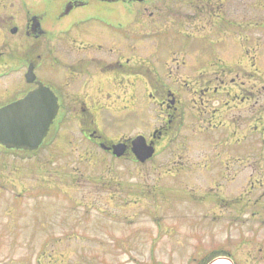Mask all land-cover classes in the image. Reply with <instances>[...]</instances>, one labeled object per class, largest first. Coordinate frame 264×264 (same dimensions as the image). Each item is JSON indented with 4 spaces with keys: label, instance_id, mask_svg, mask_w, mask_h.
<instances>
[{
    "label": "rangeland",
    "instance_id": "1",
    "mask_svg": "<svg viewBox=\"0 0 264 264\" xmlns=\"http://www.w3.org/2000/svg\"><path fill=\"white\" fill-rule=\"evenodd\" d=\"M22 1L0 0L8 5H0V13L11 16H3L7 21L0 29V44L4 41L9 49L16 50L23 41L20 35L13 37L7 30L10 22L19 27L23 23ZM43 1L24 0L29 6H38ZM55 6L53 2L52 7ZM98 12L92 7L61 24L60 33L68 29L77 33L74 25L81 21V35L74 32L73 38L77 39L78 45L84 43L88 48H95H89L93 51L87 52L88 57H85V50L78 49L77 52V47L73 46L74 51H71L68 42L66 46L62 44L58 51L61 58H56L69 65L52 63V83L65 81L70 92L88 93L87 103L107 139L117 142L138 135L149 138L162 123L163 116L161 118V114L155 112L157 108L147 98L149 80L153 83L162 81L164 86L179 90L185 87L186 91H181L183 99L200 102L203 94L196 84L197 74L177 73L175 68L164 70L160 66L165 60L173 66L182 63L181 55L165 51L170 46H165V52L155 54L152 50L157 47V42L148 40L143 43L147 49L136 61L147 58L148 63L157 64L158 69L144 72L139 67L134 68L135 53L128 51L136 43L133 33L129 35L131 27H128L133 16L115 9L114 15L105 14L109 17V21L105 18L107 24L99 23L102 14ZM115 16L120 23L119 30L111 20ZM174 35L175 32H170V38ZM60 36L64 38L65 34ZM81 59L89 60L84 63ZM119 61L121 64L128 61L132 72L126 65L118 69L108 65ZM102 63L111 66L109 71L115 70L116 74L102 72ZM75 64H82L78 71L69 68ZM87 64L91 66L88 77L81 76L82 68ZM244 76L243 80L249 82L248 96L251 97V92L260 90L254 84L258 78L253 74L245 79ZM237 82L238 86L233 84L230 104L228 145L231 156L230 169L226 171L221 164H217L216 169L206 167L203 153L194 148L197 142H192L186 153L180 152L184 150L182 144L175 147V154L180 152L183 158H170L173 146H169L161 149L153 163L147 165L115 161L109 157L107 160L83 138L74 115L53 127L52 150L46 145L36 153L35 159H20L21 162L11 156L5 160L0 156V165L6 164L8 171L0 175V264H144L152 241L160 244L198 241L219 251L222 247H235L236 242L252 240L264 248V111L261 114L260 105L251 99L245 104L240 103L242 98V102L245 101V95L240 93V80ZM194 110L196 112L195 107ZM195 112L188 114L181 138L191 133V123L195 121L202 138L196 136L194 140L207 137L209 142L215 128L206 121L201 122V116L195 119ZM86 149H89L90 157L85 154ZM199 156L200 165L194 163ZM180 159L187 168L184 172L173 163ZM15 167L20 168L19 173L10 174ZM222 172L233 178L232 185H215L210 181L212 175L222 176ZM14 175H17V181L13 179ZM23 186H29V189L22 192ZM32 186L36 188L33 191ZM210 188L214 189L213 195L228 197L231 201L222 203L224 206L218 209L213 201L198 204ZM189 196L197 198L196 207L192 202L177 200L189 199ZM155 250L158 256V250ZM159 255L162 256L160 252Z\"/></svg>",
    "mask_w": 264,
    "mask_h": 264
},
{
    "label": "flooded vegetation",
    "instance_id": "2",
    "mask_svg": "<svg viewBox=\"0 0 264 264\" xmlns=\"http://www.w3.org/2000/svg\"><path fill=\"white\" fill-rule=\"evenodd\" d=\"M22 2L23 6L21 7L26 10V12L24 10L23 23L20 27L15 22L7 24V30L10 33L14 28L17 29V34L23 40L22 43L16 50L9 49L4 41L0 44V109L22 101L29 93L39 89L37 82H40L58 99L59 111L55 126L60 121L68 119L70 115H74L83 138L91 142L93 148L96 147L98 154H103L107 160L114 159L112 152L107 149L124 140L112 142L105 138L97 127L95 116L87 103L90 98L88 93L84 94L83 92L81 95H77L70 92L65 81L61 84L52 83V63L68 67L69 64L65 60L61 62L56 58V56L61 58L60 52H58L61 50L59 47L62 44L66 46L67 42L71 51H74L73 46L77 47V52H79L78 49L85 50V57H88L87 52L91 54L93 51H89V48L93 46L88 48L84 43L78 45L77 39L73 38V33L76 31L68 29L66 32L60 33L59 29L63 21L66 22L75 14L93 7L97 12L100 11L98 14H102L101 18H98L99 23L109 24L105 20L106 18L109 21V17H105V14L114 15L115 9L122 10L129 16H133L131 26H128L131 27L129 35L133 33L136 41L128 48L129 52L135 53V66L133 67H139L144 72L158 69V65L148 63L150 60L147 58L136 61L138 56H142V51L147 49L143 44L145 41L154 40L157 42V47L151 49L155 54L164 51L165 46H170L165 51L181 55L182 63L173 66L168 64V60H165L166 62L164 61L160 65L161 68L164 70L167 68L174 70L175 68L177 73L193 72L197 74L198 76H195L198 77L196 84L201 90L200 93L203 94V97L199 98V103L196 100L186 101L183 99L184 93H182L186 91L185 87H181L179 90L172 86L171 88L164 86L162 81H156L158 83L148 81L149 103L155 105L157 108L155 112L158 111L161 118L163 116L162 123L147 138V143L152 144L156 149L153 159L158 157L161 149L164 150L169 146H173L170 158H177V156L183 158L181 153H186V148L192 142H197L194 148L203 153L201 156L206 167L213 166L216 169L217 164H221L225 171L230 169L228 161L231 152L228 145V133L231 130L229 116L230 104L233 101V84L237 83L238 86L237 81L240 80V93L242 92L245 98H250L248 96L249 82L243 80L242 76L245 75V79L253 74L258 78L254 84L260 90L256 92L257 94L251 92L250 99L260 105L261 114L264 111V0H44L38 6H29L24 0ZM53 2H55V7H52ZM0 5L8 7L6 2H0ZM117 13L119 14V12ZM3 16L11 17L7 13H0V29L7 21ZM111 20L119 30L118 17H111ZM80 25H82L81 21L74 25L78 29L76 33L78 35H81L79 33ZM170 32H175L171 38ZM61 34H65L64 38L60 36ZM99 48L102 49V47ZM64 51L68 55V49L65 48ZM81 60L86 63L89 59ZM139 62L141 63L138 65ZM126 63L119 64L117 62L108 65H113L114 69H117L119 66L122 68L125 67L124 65L129 66L128 61ZM30 65L35 68L37 80L33 85L25 87V74ZM81 66L82 64H75L69 68L78 71ZM100 66L103 67L102 72L111 70L109 69L111 66H104L103 63ZM90 67L88 64L83 67L84 72L80 75L87 76ZM129 70H131L130 67ZM145 78L147 77L145 76ZM186 88L188 90V87ZM197 93L196 91L195 94L197 95ZM200 105L202 108L199 107ZM190 112H195V119H199L201 116L203 118L200 120L201 122L206 121L216 129L211 131L212 139L209 138V142L206 141L207 137L205 140H194L196 136H201L199 133H202L195 121L191 123V133L181 138L185 120L189 116L188 114H191ZM217 119L220 120L215 124ZM218 123L221 126L218 127ZM179 144L183 145L184 150L175 154L174 149ZM46 145L49 146L48 149L52 150V126L40 150ZM127 148L128 151L122 160L136 162L130 151V143H127ZM85 154L91 156L89 149H86ZM0 156L3 157V160L11 156L12 159L26 161L35 159L36 153L8 151L0 146ZM201 156L194 162L195 164H201ZM153 159L146 165L153 163ZM187 162L191 164L190 161ZM173 163L178 164L183 172L185 171L183 169H187L181 159ZM6 168V164L0 165V175L8 172L5 170ZM19 171L20 168L18 170L15 167L10 174L19 173ZM216 175L214 174L210 178L213 184L232 185L233 178H229L226 172L222 176ZM13 179L17 181V175H14ZM28 189L29 186H23L21 191L24 192ZM35 189V186H32V191ZM197 189L199 190V187ZM210 189L209 193L205 192L204 195L201 193L203 197L198 201L195 196L177 200L183 201L181 203L192 202V206L195 207L203 201H213L216 209L224 206L222 203L231 201V198L213 195L214 189ZM220 190L221 187H219ZM150 244L149 257L144 264H213L219 259H225L231 264H264V248L259 242L252 240L239 241L236 242L235 247L226 249L222 247L219 251L205 247L198 241H166L161 244L152 241ZM155 249L158 250V256ZM206 249L209 250L206 251ZM159 252L162 256L159 255Z\"/></svg>",
    "mask_w": 264,
    "mask_h": 264
},
{
    "label": "water",
    "instance_id": "3",
    "mask_svg": "<svg viewBox=\"0 0 264 264\" xmlns=\"http://www.w3.org/2000/svg\"><path fill=\"white\" fill-rule=\"evenodd\" d=\"M12 33H16L13 30ZM26 80L36 81L34 66L29 67ZM39 90L30 93L24 100L0 110V145L7 149L35 151L47 137L58 113V100L53 93L41 84ZM133 153L141 163L154 155L153 147H148L144 138L132 142ZM114 154L121 158L125 146H115Z\"/></svg>",
    "mask_w": 264,
    "mask_h": 264
},
{
    "label": "bare ground",
    "instance_id": "4",
    "mask_svg": "<svg viewBox=\"0 0 264 264\" xmlns=\"http://www.w3.org/2000/svg\"><path fill=\"white\" fill-rule=\"evenodd\" d=\"M229 262L227 260H224V259H220L218 261H216L215 263L213 264H228Z\"/></svg>",
    "mask_w": 264,
    "mask_h": 264
}]
</instances>
